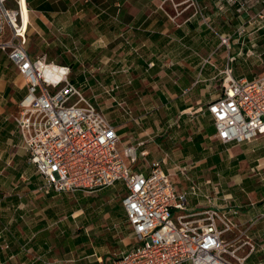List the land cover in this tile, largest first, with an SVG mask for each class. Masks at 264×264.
<instances>
[{"label":"crops","instance_id":"obj_1","mask_svg":"<svg viewBox=\"0 0 264 264\" xmlns=\"http://www.w3.org/2000/svg\"><path fill=\"white\" fill-rule=\"evenodd\" d=\"M227 1L201 0L199 17L190 8L173 7L170 0H28L30 33L31 37H53L54 45L73 51V59L50 61L70 66L72 81L81 92L92 96L94 105L103 110L106 106L111 112L113 120L108 119L121 136L119 149L134 146L138 151L137 162L130 164L134 173L148 174L152 163L161 162L171 179L181 175L174 184L178 194L188 195L186 211L174 210L175 217L201 213L211 206L223 212L228 211L227 206L238 208L237 215L229 214L236 224L227 235L231 248L243 264H264V137L225 145L217 140L214 120L206 111L223 94L221 84V94L213 96L214 84L224 78L226 68H231L237 79L264 75V62L257 68L236 62L246 48L245 35L233 37L237 31L231 30L232 25H254L247 32L259 38L263 46L264 20L233 18L237 15L233 7L237 11L238 5ZM221 36L230 43L223 44ZM46 46L43 48L48 51ZM7 61L12 64L0 51V264H113L117 255L137 245L123 207L126 194L122 195L121 221L128 234L122 235L113 225L110 232L116 235L103 229L92 236L88 230L84 235L68 234L66 239L61 235L58 214L43 205L71 192L40 191L43 179L29 161L14 120L27 95V82H22L14 64L16 76L5 69ZM113 85L120 86L113 95L131 107L132 118L124 117L106 95L104 87ZM192 109L197 110L196 116L188 118L186 114ZM236 146L240 152L236 159H229L233 157L227 153L238 151ZM177 159L181 161L175 163ZM190 162L192 166H182ZM242 163L247 166L243 181L251 183L254 175L262 181L256 187L248 185L247 192L256 194L250 203L236 197L238 190L245 189H223V173ZM206 170L213 172L212 179L198 176ZM193 182L210 191L212 202L189 194ZM121 191L127 193L125 185ZM58 239L68 245L58 246ZM74 254L77 259H72Z\"/></svg>","mask_w":264,"mask_h":264},{"label":"built area","instance_id":"obj_2","mask_svg":"<svg viewBox=\"0 0 264 264\" xmlns=\"http://www.w3.org/2000/svg\"><path fill=\"white\" fill-rule=\"evenodd\" d=\"M200 1L183 4L191 8ZM227 2L238 5L243 20H264V0ZM254 6L261 8L255 17L250 11ZM31 27L28 0H0V51L27 82V95L14 120L29 161L43 179L40 191L93 193L123 183V207L137 245L117 255L113 264H243L226 237L236 228L229 214L237 215L239 209L227 206L223 212L211 206L175 217L174 210L186 211L187 193L178 194L161 162L152 163L148 174L132 171L138 151L134 146L119 149L117 127L73 83L72 68L31 56ZM243 27L237 35L246 33ZM229 41L221 36L223 44ZM222 72L223 94L206 110L214 120L217 140L236 145L264 137V75L247 80L235 78L229 67ZM119 88L113 85L104 91L124 117L132 118L131 107L113 95ZM209 192L193 182L189 194L212 202Z\"/></svg>","mask_w":264,"mask_h":264},{"label":"rangeland","instance_id":"obj_3","mask_svg":"<svg viewBox=\"0 0 264 264\" xmlns=\"http://www.w3.org/2000/svg\"><path fill=\"white\" fill-rule=\"evenodd\" d=\"M183 2L184 0H177L176 2L170 0V4L175 8H179V7L184 8V9L188 8L187 4L185 5L183 4ZM201 8H202L201 3H199L197 4L196 7H191L190 9H192V11L197 16L201 17V12H200ZM254 8L256 7L254 6L252 9ZM252 9L250 10L251 14L253 17H255L256 13H253ZM233 11L237 13V15L234 14L233 18H237L238 16H239L238 17L239 19L243 18L242 13L238 10L236 11L235 7H233ZM230 13L231 12L227 11L228 16L231 15ZM249 26L252 27L254 25H249ZM249 26L247 25L246 27H243L242 30L245 29L247 32ZM231 27H232L231 29L232 33L239 29V26L234 27L232 25ZM244 35L243 36L245 39L244 42H245L246 48L240 53L241 58L238 57V60H236V62H240L244 64L249 63L251 64L253 68H257L258 66L263 65V62H264V54H263L264 45L262 46L263 43L258 42V40L260 39L259 38L257 39V37L251 34V32L249 33L247 32ZM233 37H238V35L236 34ZM43 38L42 37L38 38L37 34H32V37L30 38V41L28 44V48L31 52L32 57L34 58L45 57L46 53L48 52L47 55H48L49 60L56 59V61L60 62L62 60H66L67 58L73 59V56H74L73 51H68V48L66 47L59 48L56 45H54L52 43V41L54 40H51V38L53 37L49 38L44 35ZM48 43L50 44L49 46H48ZM254 43L256 44L255 47H253ZM45 45H47L46 47H50L48 48V51L45 48H43ZM244 61L247 63H245ZM6 65L7 67L5 69L9 71L12 75L16 76L17 74H14L15 72L12 71L13 70L12 64H9V62L7 61ZM217 65L219 69L224 68L220 65L219 62L217 63ZM236 67H238L237 64H236ZM85 68L88 70L90 67L87 64H85ZM22 79H23L22 82L25 84L26 79H24L23 77ZM223 81H224V78H222L221 80H218V83L214 84V88H215L214 94H213L214 98L219 97V95L221 94V91H222L221 84L223 83ZM86 97L89 100H91L90 98H92V96L89 97V95L88 96L86 95ZM106 99H109V98L108 97L103 98V100H106ZM104 110H105V113L107 114V117L110 120H113L111 112L106 109V106L104 107ZM196 113H197V110L192 109V110H189L186 116L188 118H192L196 116ZM236 149H238V151L233 149L231 152L227 153L229 157H233L229 159H236L237 157L236 154L240 152L237 146H236ZM179 161L181 160L177 159L175 160V163H178ZM182 166L183 167L192 166V164L191 162L188 164L184 163L182 164ZM246 169H247V166L245 165V163H242L240 164V166L236 167V169H234L233 171H227L225 172V174L223 173L225 180L223 179L222 183H223L224 192H228V188L231 189L230 187H234L233 189H237V187L245 189L244 192L240 190L237 191L238 193L235 192L237 193L236 197L238 196L240 197L241 201L250 203L255 199L256 194L251 195L249 192H247L248 185L249 184L251 185V183H253L254 187H256L258 185H261L262 181H261L260 176L258 175H254L251 177V180H252L251 183L247 181H243L245 180L244 177H246ZM188 170H190V168H188ZM185 171L186 169H184V172ZM198 176H202L201 177L202 179H206V178L212 179L213 172L206 170V171H203V173L199 174ZM179 177H181V175H179ZM179 177L172 178L175 184H177V181L181 179ZM202 181H205V180H202ZM183 183H186V181H183ZM122 189H124V185L122 183H118L116 184L115 188H107V189L101 190L100 192H93V193L85 192V193H79V194L70 193V194H67L66 196H61L58 199H55V201H47L45 205L43 206L44 208H47V209L51 207L49 211H54V213L56 212L58 214V216L56 217L58 221L57 225L59 226L58 229H61L59 230V232L60 231L61 233L63 232V234L61 235L64 236L65 239L67 238L68 234L71 235V233H73V235L87 234V230L90 233V235L93 232L102 231V229L103 231H107L108 233L112 232L113 235H116L115 232L113 231L110 232V230H112L114 227L113 225H116L115 227L118 228L119 232L122 235L123 233L128 234L130 232L129 229H127V227H123L122 226L123 222L121 221L122 220L121 216L123 214V208H122L123 191H121ZM109 209L111 211L107 213ZM77 211H79V213L75 214V212ZM72 214H75L76 217L71 216ZM46 215L48 217V212L46 213ZM119 222L120 224H118ZM61 244L63 246L68 245L66 241L59 243V239H58L57 245L61 246ZM74 256L75 257H72V259H77V255L74 254Z\"/></svg>","mask_w":264,"mask_h":264},{"label":"trees","instance_id":"obj_4","mask_svg":"<svg viewBox=\"0 0 264 264\" xmlns=\"http://www.w3.org/2000/svg\"><path fill=\"white\" fill-rule=\"evenodd\" d=\"M47 62H48V63H51L52 61H50L49 59H47ZM123 194H126V192L123 191Z\"/></svg>","mask_w":264,"mask_h":264}]
</instances>
